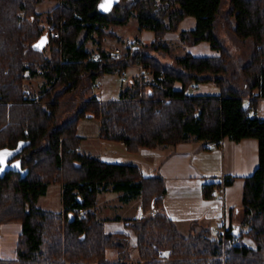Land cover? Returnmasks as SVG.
Instances as JSON below:
<instances>
[{
	"label": "trees",
	"instance_id": "16d2710c",
	"mask_svg": "<svg viewBox=\"0 0 264 264\" xmlns=\"http://www.w3.org/2000/svg\"><path fill=\"white\" fill-rule=\"evenodd\" d=\"M42 1L0 0V153L24 144L9 161L22 160L21 169L0 174V234L20 227L15 258L0 264H264V119L256 114L264 98V0H231L222 16L237 38L254 42L245 63L234 60L219 35L222 0H120L108 13L99 9L102 0H58L48 29L37 12ZM135 11L139 30H152L155 38L115 57L104 45L117 37L108 29L127 25ZM188 18L195 26L183 29ZM174 36L190 46L206 42L216 54L188 50L164 63L159 57L172 54ZM90 41L96 51L88 48ZM129 65L149 75L134 77L116 100L83 97L75 116L62 121L68 95H85L101 77ZM28 76L45 79L39 101L31 99ZM203 84L220 92H191ZM90 113L101 121L102 139L123 142L132 153L192 140L258 139L260 162L246 179L241 227L215 235L193 225L189 234L182 232L160 211L167 194L163 177L78 150L80 120ZM54 184L63 186L60 213L38 206ZM216 187L205 184V196ZM105 192L118 193L124 204L139 200L147 212L115 218L136 234L138 260L130 236L106 232L97 215ZM109 250L117 251V261L109 260Z\"/></svg>",
	"mask_w": 264,
	"mask_h": 264
},
{
	"label": "crops",
	"instance_id": "0c3cea01",
	"mask_svg": "<svg viewBox=\"0 0 264 264\" xmlns=\"http://www.w3.org/2000/svg\"><path fill=\"white\" fill-rule=\"evenodd\" d=\"M194 26L195 20L193 18H188L182 24L183 29L193 28ZM152 33L154 31L148 29L140 31L142 37ZM137 38L139 37L137 36ZM209 46L206 42L197 45L201 54H194L204 56ZM256 114L264 119V98L260 99ZM80 137L82 140L81 151L84 153L91 154L109 163L136 164L140 166L146 177H163L166 181L167 194L163 199L160 211L174 220L185 234L190 233L193 225H196L198 230L211 228L215 235L226 229L233 228L237 230L241 227L243 215L241 209L243 207L246 179L255 173L260 162L258 139L247 138L234 141L227 137L219 144L192 140L176 146L144 148L137 153H132L127 150L123 142H111L102 139L101 132L92 138L101 142L99 147L87 148L81 135ZM113 144H117L122 152L115 151L112 148V146H115ZM229 178L233 180L231 184L227 185L225 182ZM205 184H216L215 189L220 190L219 193L213 194L212 197H206ZM53 186H50L47 194ZM60 188L63 194V186L60 185ZM114 194L118 193L105 192L99 195L96 207L97 215L100 209L105 211L109 210L110 207L115 209V213L119 210V204L118 208L109 204L111 201L110 196ZM133 202L128 204L120 202L123 206L126 205L124 213L129 216L117 213L114 216L106 215L101 220H105L106 232H124L130 236L131 245L133 246L131 255L134 260H138L136 234L127 226L125 221L115 220L117 217L136 219L145 216L147 212L144 211L141 201L139 203L136 200L137 205L128 209L133 205ZM63 210L64 206L61 212ZM128 211H130V214H128ZM19 233L20 227L18 225H11L2 231L0 234V259L10 260L15 258ZM108 258L110 261H117L119 258L117 251L109 250Z\"/></svg>",
	"mask_w": 264,
	"mask_h": 264
},
{
	"label": "rangeland",
	"instance_id": "374dc122",
	"mask_svg": "<svg viewBox=\"0 0 264 264\" xmlns=\"http://www.w3.org/2000/svg\"><path fill=\"white\" fill-rule=\"evenodd\" d=\"M58 0H43L37 7V12L41 15V22L47 29L51 28L49 26V17L53 9L59 4ZM231 7V0H222V14L219 20V28L218 32L219 35L224 39L226 47L233 53V58L237 62H248L254 52V42L252 40H240L237 38L234 33L228 29L224 25V19L222 16L230 9ZM221 22V23H220ZM108 31H111L117 34V37L106 38L105 40V47L110 50L112 53L120 50L121 53H126L130 50L127 47V43H132L134 48L138 46H146L149 45L154 40V33L142 37L140 35L139 30V22H138V13L135 11L133 12L130 21L127 25H112ZM137 36L139 38H137ZM137 38V39H136ZM170 44L173 47L172 54L168 55H161L159 58L162 59L164 63H172L174 61L175 56H182L188 50L195 54H201L198 51L197 46H190L181 41L178 37H171L169 40ZM132 47V48H133ZM88 48L90 50H97V45L93 42L88 43ZM50 52H47V54ZM216 51L209 46V49L206 51L205 55H212L215 54ZM48 54V55H49ZM130 67L123 73L120 71L106 74L104 77H101L98 80L97 87L93 91L87 92L85 95L82 93H75L68 95L64 100V107L62 108V121L68 118H72L75 116L77 109L80 107L81 103L83 102V97L86 99L91 98L93 96L98 97L102 101H110L116 100L120 96V92L123 88L128 87L131 85V80L134 77H141L142 73L144 72L145 75H149L146 70L140 65H129ZM127 78V82H123V77ZM45 83V79L41 76L38 77H30L28 76L26 79V86L31 94V99L35 101H39L42 96L43 85ZM192 93L196 92V94H218L220 92L219 88L214 84H203L198 89L192 90ZM75 106V107H74ZM74 107V108H72ZM101 132V121L97 118L93 113L87 114V116L80 120L79 124V133L82 136L83 143L87 146V148H92L95 146H100V141L93 140L92 138L99 135ZM82 145V141H81ZM112 148L117 152H122L120 147L117 144H113ZM104 148V147H101ZM81 151V146L79 149ZM89 150V149H87ZM60 185L62 184H54L51 188L50 192L41 197L40 203L38 206H41L45 210H53L52 212L60 213L63 207V199ZM111 201L109 204L111 206H115L118 208V204L120 205L119 210L115 213V209L109 210H99L98 215L100 219H104L106 215L115 214H125L124 209L126 205L120 203L118 194L111 195ZM139 201V200H138ZM140 203V201H139ZM122 205V206H121ZM137 205V202H133V205L128 207V209L132 208L133 206ZM121 207H123L121 209ZM130 214V211H128ZM126 215V214H125ZM129 216V215H126ZM243 220V215H242ZM241 220V221H242ZM242 223V222H241ZM179 227V226H178ZM193 227V226H192ZM180 229V228H179ZM181 230V229H180ZM182 231V230H181ZM3 260V259H2ZM4 261V260H3Z\"/></svg>",
	"mask_w": 264,
	"mask_h": 264
},
{
	"label": "water",
	"instance_id": "95a60500",
	"mask_svg": "<svg viewBox=\"0 0 264 264\" xmlns=\"http://www.w3.org/2000/svg\"><path fill=\"white\" fill-rule=\"evenodd\" d=\"M120 0H102L99 9L103 13H108L112 10L113 6L119 3ZM24 144H21L19 149L15 151H2L0 153V174H3L10 170H19L22 166V160L15 161L13 163H9L10 159H12L17 153L20 152Z\"/></svg>",
	"mask_w": 264,
	"mask_h": 264
},
{
	"label": "built area",
	"instance_id": "2783aa9c",
	"mask_svg": "<svg viewBox=\"0 0 264 264\" xmlns=\"http://www.w3.org/2000/svg\"><path fill=\"white\" fill-rule=\"evenodd\" d=\"M127 47H128L129 49H131V48L133 47V46H132V43H127ZM114 55H115V57H120V56H122V53H121L120 50H117L116 52H114ZM94 59H95V60H99V59H100L99 54H95V55H94ZM122 80H123V82H127V81H128L127 78H126L125 76L122 78ZM219 191H220V190H218V189H214L213 194H218ZM80 211H81L82 213H85V211H84L83 209H81Z\"/></svg>",
	"mask_w": 264,
	"mask_h": 264
}]
</instances>
